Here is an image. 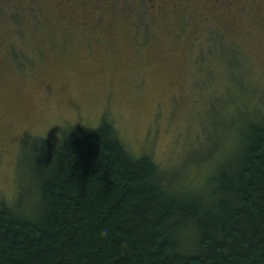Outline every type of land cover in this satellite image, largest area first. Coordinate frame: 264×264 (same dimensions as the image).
<instances>
[{
	"label": "rangeland",
	"instance_id": "rangeland-1",
	"mask_svg": "<svg viewBox=\"0 0 264 264\" xmlns=\"http://www.w3.org/2000/svg\"><path fill=\"white\" fill-rule=\"evenodd\" d=\"M256 113L264 0H0V206L22 217L41 202L40 139L107 121L172 187L196 188Z\"/></svg>",
	"mask_w": 264,
	"mask_h": 264
},
{
	"label": "trees",
	"instance_id": "trees-1",
	"mask_svg": "<svg viewBox=\"0 0 264 264\" xmlns=\"http://www.w3.org/2000/svg\"><path fill=\"white\" fill-rule=\"evenodd\" d=\"M236 136L196 188L172 187L107 121L40 139V213L1 204L0 264H264V113Z\"/></svg>",
	"mask_w": 264,
	"mask_h": 264
}]
</instances>
